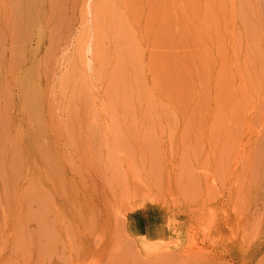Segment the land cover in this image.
Here are the masks:
<instances>
[{
    "label": "rangeland",
    "instance_id": "374dc122",
    "mask_svg": "<svg viewBox=\"0 0 264 264\" xmlns=\"http://www.w3.org/2000/svg\"><path fill=\"white\" fill-rule=\"evenodd\" d=\"M260 71L264 0H0V264H249Z\"/></svg>",
    "mask_w": 264,
    "mask_h": 264
},
{
    "label": "bare ground",
    "instance_id": "6f19581e",
    "mask_svg": "<svg viewBox=\"0 0 264 264\" xmlns=\"http://www.w3.org/2000/svg\"><path fill=\"white\" fill-rule=\"evenodd\" d=\"M251 79H252V82L249 85V89H250L249 94L251 98H250V103H249L250 109L248 111V119H249L248 126L250 129L251 137L252 138L256 137L257 144L260 145L264 143V72L260 71L256 74L252 73ZM257 84H260V91L258 94V98H256V92H254L255 88L257 90ZM24 95H25V98L28 104H30L31 108H34L33 105H35L37 101V92L35 90V86L31 78L29 77L24 81ZM239 176L240 175H236L237 178ZM236 192H239V191L236 190ZM133 210H135V208L132 209L131 211ZM149 212L147 209H145L144 211H141V213L135 214V216H133L132 214L130 218L129 217L127 218L126 225L131 228L132 232H142V234L145 231L149 232L150 229H148L147 222H145L146 217H150ZM263 251H264V233H263L262 239L256 244L255 251L251 253L248 259L249 261L248 263L249 264H261L262 260H264V257H262L260 260H258V258L263 255ZM166 257H170V256L166 255ZM198 259H200L205 264H229L230 263L229 260L228 261L225 259L218 260L215 257L211 258V256L205 252L200 253L198 255ZM232 261L233 259H231V262Z\"/></svg>",
    "mask_w": 264,
    "mask_h": 264
}]
</instances>
